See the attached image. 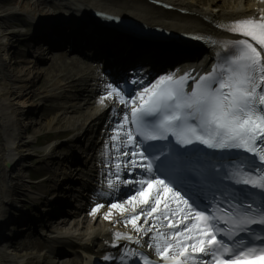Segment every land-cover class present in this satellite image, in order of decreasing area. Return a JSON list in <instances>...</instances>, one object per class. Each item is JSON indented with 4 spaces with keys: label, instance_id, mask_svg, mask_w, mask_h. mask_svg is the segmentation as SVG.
I'll use <instances>...</instances> for the list:
<instances>
[{
    "label": "snow or ice",
    "instance_id": "snow-or-ice-1",
    "mask_svg": "<svg viewBox=\"0 0 264 264\" xmlns=\"http://www.w3.org/2000/svg\"><path fill=\"white\" fill-rule=\"evenodd\" d=\"M230 31L245 38L232 42L222 66L213 68L211 73L199 79L192 78L195 82L191 91L188 90L190 74L179 78L161 76L155 85L138 94V106L137 99H132L130 121L127 113L121 121V125H135L134 130L125 132V143L136 149L131 153L132 157L143 161L139 164L141 169L148 173L155 170L158 174L154 179L140 180V190L134 196H128L124 203L110 204L105 218H111L113 209L128 214L125 204H131L130 223L137 232L147 229L152 236L148 247H155L156 254L163 258V264H201L198 254L211 257L207 264H247L249 258L264 259V247H249L235 239L225 243L218 238V233L232 238L240 232H250L252 225L264 226V200L254 208L256 193L247 187L259 189V195L264 198V16L259 20H237ZM248 37L255 43L250 42ZM106 96H115L121 102L126 100L120 89L112 84L107 85ZM103 100L104 97H101V103ZM116 132L117 129H113V141L117 140ZM134 132L142 138L140 143L134 140ZM169 135H174L177 143L185 148L165 145L170 147L171 154H167L159 145L146 143L167 141ZM197 145H206L209 149H243L251 154V158L241 161L248 171L239 169L227 177L215 165L205 164L203 169L196 170L189 168L188 158L202 152ZM157 151L161 153L160 157L155 156ZM161 176L167 179H161ZM226 177L246 187L238 192L230 190L224 184ZM116 179L119 180V176ZM108 184L113 186V181L109 179ZM145 185H155L156 191L149 193ZM160 189L170 194L168 199H161ZM206 191L211 192L213 198L219 192L225 199L231 197L240 203L232 206L234 212L225 209L226 220L223 216L210 215L206 207L197 210L201 194ZM246 200L251 203L245 205ZM138 205L150 210L144 213ZM181 206L183 211H180ZM101 207L100 204L95 205L92 212ZM177 211H180L183 220L175 219L173 223L170 217H174ZM141 216L145 219L150 217L153 224L166 222L170 225V235H163L147 224L138 225L137 220ZM221 220L229 225L227 230L217 227L216 222ZM185 223L187 227H184ZM176 225L181 226L180 231L174 230ZM121 235L116 233L118 238ZM126 239L131 240L132 237ZM136 242L139 243V240ZM260 243L264 244V238L260 239ZM144 264H151L147 257Z\"/></svg>",
    "mask_w": 264,
    "mask_h": 264
},
{
    "label": "bare ground",
    "instance_id": "bare-ground-1",
    "mask_svg": "<svg viewBox=\"0 0 264 264\" xmlns=\"http://www.w3.org/2000/svg\"><path fill=\"white\" fill-rule=\"evenodd\" d=\"M166 1L172 3L178 9L187 10L188 14H182L178 10H163L152 5L149 0H33V3L32 0H0V238L10 235L12 221L20 215H26V196L29 192L32 193L27 180L31 174L29 170L30 160L35 153L32 145L36 139V133L42 127L39 126V129L35 132H28L32 123L28 120V116L43 100L42 97L38 103L31 102L34 96L38 95V98L40 95L42 96L41 91L35 88V82L44 72L37 68L38 62L32 60L26 61V65L16 71L13 68L12 56H10L12 40L18 36H25V38L30 37L31 40L47 38L56 42L59 38L62 42L69 41L72 35L68 31L66 32V29H62L59 33L60 26H50L48 24L54 17L51 14L53 10L50 8L45 9V6L48 5L54 8L60 6L65 15L61 19L70 18L72 23L78 26L79 23L89 21L92 18V12L103 11L132 17L149 26H161L178 32L213 30L208 22L209 19L235 22L247 18L259 20L261 16H264V0ZM12 20H18L23 27L29 26L31 32L26 33L25 30L18 29L20 28L18 23ZM56 36L57 38H55ZM88 42L91 43L92 41L88 40ZM162 59L166 60L167 57L163 56ZM162 59L159 60V63L163 62ZM64 64L68 68L77 69L78 74L83 73L80 80L83 87L81 92H67L69 88L78 84H72L76 82L74 79L69 80L72 78L70 77L73 74L72 72L69 75L66 74L64 79L59 77L61 71L57 73V65ZM89 70H91L90 67H80L78 62L69 61L63 64L62 62L51 64L49 72L44 73L49 75L50 80H48V83L51 86L49 91H46V93L51 92V94L45 95V99L49 95L64 98L66 94L68 99L72 98V100L60 104L59 110H64L63 114L66 116L72 111L79 113L80 110L83 111L75 121H71L70 118L67 120V123L73 128L78 129L77 136L79 139L91 132L93 133L99 125L104 123V116L108 114L105 111L106 105L110 102L111 104L114 103V100L109 97H104L101 103L99 94L102 93V86L98 84L99 78L89 74ZM17 73H20V76H17ZM53 75L54 79L51 80ZM19 77H27L28 81L21 84L23 81H20ZM84 95L85 103L83 105L80 96ZM55 108L57 107L55 106ZM57 118L58 113L48 118V120L41 121L40 125L45 123L43 129H54ZM51 148L52 146H46L44 149L50 151ZM95 153H97V159H100L98 157L100 151ZM111 153L112 151H108L109 156L103 159L104 164H110ZM62 167L64 166L62 165ZM108 170L100 171L99 177L102 178L103 175H106ZM54 172H58V169L57 171L55 169ZM39 191H43L42 188H39ZM132 211L133 209L130 208L128 214H123L119 210L113 209L110 212L111 218L106 219L105 213H109V207L98 209L95 213L89 214L85 212V209L82 210L81 215H78V219L75 220L78 221L75 222L70 231L49 240L52 247L47 249L45 253L40 254L39 260L52 261L51 256L56 252L58 253L60 249L58 246L63 245L71 246L69 248L76 252L79 262L78 250L81 252L82 257V255L85 256V251L93 252L95 248L100 249L103 242L109 237H113L118 230L130 228L131 232H136L135 227L130 223L131 218H129ZM8 241L10 240L3 239L0 243V264H16V260L21 261L17 258H22V256L18 257V254L11 251V248L7 245L9 244ZM31 253L33 252H29L26 256L28 257ZM80 264H84L82 258Z\"/></svg>",
    "mask_w": 264,
    "mask_h": 264
},
{
    "label": "rangeland",
    "instance_id": "rangeland-1",
    "mask_svg": "<svg viewBox=\"0 0 264 264\" xmlns=\"http://www.w3.org/2000/svg\"><path fill=\"white\" fill-rule=\"evenodd\" d=\"M33 3V0H32ZM54 3V2H53ZM58 3V2H57ZM57 6V5H56ZM59 8H54L53 6H45V9L50 8L51 10H53V12L51 14H53V16H61L63 14L60 6H58ZM18 23V29L20 30H25V32H29L30 27L29 26H21L22 24L18 21V20H12ZM16 24V23H15ZM26 27V28H25ZM27 38V37H26ZM25 36H18L17 38H15L14 40H12V47L10 50V56H12V63H13V68L16 69V71L20 70L23 66H25L26 61H30L32 58L30 55H28V51H29V46L27 44ZM67 58V59H66ZM25 61V62H24ZM71 62L73 61V59H69L68 57L65 58H58L56 60H54L51 63L48 64H38L36 65L37 68H39L40 70H42L44 73L47 71L49 72V66L51 64H55V63H60L62 62V64L64 62ZM58 68V72H60L59 77H61V79L65 78V75L68 74L70 72H72L73 74L70 76L72 78L71 79H78L79 76H77V69H71L68 68L65 64L64 65H57ZM26 69V68H24ZM41 74V77H39L36 82H35V88H37V90L41 91L42 96L40 95L39 98L37 96H34L31 100V102L33 103H38L41 101L40 98L43 97L42 103H39L38 107L36 109L33 110L32 114H30L28 117L32 123L30 125V128L28 129L29 133H32L33 131L35 132L37 129H39V126L41 127V130L38 131V133H36V139L33 143V148L35 150L34 156L33 158L30 160L31 162V166L29 167L30 170V177H36V175H40V172L44 171L45 169H47L49 167V165H52L54 161H56L57 159L55 158L54 161L52 160H47V157L50 156V151H45V147L46 146H53L56 145V150L60 149L62 147V144L60 142V140L64 139L66 136H68L69 134H77L78 129L73 128V126H71L69 123H67L68 118H70L71 121H75L76 119H78L80 116V114L83 113V111L80 110L79 112H70L69 115H65L63 114L64 110H59L60 109V104H64L65 98H63V100H55L53 97H48L47 99H45V95L51 94V92L46 93V91H49V89L51 88V86L48 83V80H50V77L48 74ZM20 73H17V76ZM20 81H23V83L21 84H25V82H27V77H23V78H18ZM26 79V80H25ZM54 79V75L52 76L51 80ZM68 80V81H69ZM67 83V81H66ZM77 83V82H76ZM79 84H81V82L78 81ZM69 84V83H67ZM75 84V83H72ZM82 85V84H81ZM77 86H75L74 90H79V87L76 88ZM48 88V89H47ZM83 96H80V98ZM84 99V98H82ZM83 105H84V101L81 100ZM55 106L57 108H55ZM56 113H58V118L55 124V128L54 129H43V125L41 124V121H45L48 120V118H51L53 115H55ZM66 113V112H64ZM75 131V132H74ZM51 144V145H50ZM54 150V151H56ZM52 157H56L57 154L55 152L52 153L51 155ZM50 175V174H48ZM29 177V176H28ZM28 178L27 180L29 181V189L32 191V193H28L26 196V200L25 201H29L32 202L31 197L32 195H34V192L37 190L35 187H45V185L43 183L39 184H35L36 186L33 185V189L35 191H33V189L31 188V185L33 184L31 181V178ZM26 207H29L30 204H28L27 202L25 203ZM11 224H13V221L11 222ZM27 237L25 239H23L24 236L20 237L19 240L16 242L17 243V247L14 248L12 247L11 251H13V253L18 254V257L22 256V258H17V259H21V261L16 260V264H23L24 262L27 261V256L26 254H29L31 250V248L33 249V242L29 243L28 241L30 240V236L26 235ZM32 240V239H31ZM23 243H26L25 246L29 245V247H25V249H22V245ZM39 246H37L38 248ZM40 248V247H39ZM41 249L45 250L46 249V244L44 243V245L41 246ZM37 253V252H35ZM31 255V254H30ZM23 259V260H22ZM37 259V258H35ZM29 260V259H28ZM33 260V259H32ZM34 261V260H33ZM34 264H38V263H34Z\"/></svg>",
    "mask_w": 264,
    "mask_h": 264
}]
</instances>
